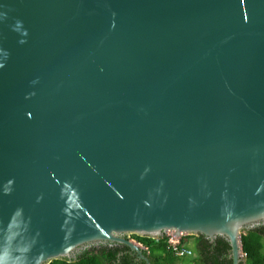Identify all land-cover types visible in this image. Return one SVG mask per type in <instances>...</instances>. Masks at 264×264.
Masks as SVG:
<instances>
[{"label": "water", "instance_id": "water-1", "mask_svg": "<svg viewBox=\"0 0 264 264\" xmlns=\"http://www.w3.org/2000/svg\"><path fill=\"white\" fill-rule=\"evenodd\" d=\"M264 223V0H0V264Z\"/></svg>", "mask_w": 264, "mask_h": 264}, {"label": "trees", "instance_id": "trees-1", "mask_svg": "<svg viewBox=\"0 0 264 264\" xmlns=\"http://www.w3.org/2000/svg\"><path fill=\"white\" fill-rule=\"evenodd\" d=\"M134 238L144 248L142 251L150 264H225L228 242L220 236L210 241L202 234L184 235L180 244L188 246L194 252L192 257H176L167 245L166 235L158 238L133 234ZM188 238H193L189 246ZM242 251L249 258V264H264V229L257 233L253 229L241 233ZM46 264H145L123 244L105 243L93 245L79 253L75 259H53Z\"/></svg>", "mask_w": 264, "mask_h": 264}, {"label": "built area", "instance_id": "built-area-1", "mask_svg": "<svg viewBox=\"0 0 264 264\" xmlns=\"http://www.w3.org/2000/svg\"><path fill=\"white\" fill-rule=\"evenodd\" d=\"M164 235L167 236L166 242H167L168 247L170 248L171 252L176 257L188 258V257H192L194 255L193 251L190 247L183 246L180 244V238L184 235L175 236V235H173V233H171V234L166 233ZM139 245H140V243H139ZM142 248H144V247L142 246ZM242 256H245V253H242Z\"/></svg>", "mask_w": 264, "mask_h": 264}, {"label": "flooded vegetation", "instance_id": "flooded-vegetation-1", "mask_svg": "<svg viewBox=\"0 0 264 264\" xmlns=\"http://www.w3.org/2000/svg\"><path fill=\"white\" fill-rule=\"evenodd\" d=\"M249 229H253V230H255V232H257V233H262V231H263V229H264V223H261V224H259V225H255V226H253V227H249V228H247V229H244V230H249ZM216 238V237H215ZM214 238V239H215ZM213 239V240H214ZM212 240V241H213ZM91 246H93V245H86V246H83L81 249H79V251L75 254L76 256L79 254V253H81L82 251H84V250H86V249H89ZM242 253H243V251H242ZM193 254H194V252H193ZM225 264H233V261H232V257H231V255H230V248L227 250V252H226V261H225ZM239 264H249V258H248V256L245 254V256H241V259H240V262H239Z\"/></svg>", "mask_w": 264, "mask_h": 264}, {"label": "rangeland", "instance_id": "rangeland-1", "mask_svg": "<svg viewBox=\"0 0 264 264\" xmlns=\"http://www.w3.org/2000/svg\"><path fill=\"white\" fill-rule=\"evenodd\" d=\"M242 232H243V231H242ZM169 234H171V233H169ZM128 238L131 239L132 241H134L135 243L139 244V242H137L134 238H131V235H128ZM193 241H194L193 238H188L189 246L193 247V246H192ZM140 247L142 248V245H141V244H140Z\"/></svg>", "mask_w": 264, "mask_h": 264}]
</instances>
